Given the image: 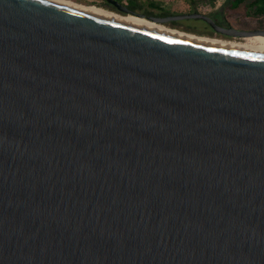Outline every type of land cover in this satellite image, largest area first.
<instances>
[{
    "label": "water",
    "instance_id": "95a60500",
    "mask_svg": "<svg viewBox=\"0 0 264 264\" xmlns=\"http://www.w3.org/2000/svg\"><path fill=\"white\" fill-rule=\"evenodd\" d=\"M0 264H264V54L0 0Z\"/></svg>",
    "mask_w": 264,
    "mask_h": 264
},
{
    "label": "rangeland",
    "instance_id": "374dc122",
    "mask_svg": "<svg viewBox=\"0 0 264 264\" xmlns=\"http://www.w3.org/2000/svg\"><path fill=\"white\" fill-rule=\"evenodd\" d=\"M67 1H72L74 3L81 5L101 7L104 10L114 12L119 15H124L122 13H118L106 7L100 6L97 2H95V0H67ZM136 1H138V3H143L142 4L143 7L142 8L138 7V9L135 10L136 12L144 13L145 10L158 12L159 11L158 8H154L151 5H149L150 2H154L155 4L157 5L159 4L161 7L167 10L175 11L177 13H187L194 9L201 13L211 14L223 22L230 23L233 26V28L264 30V15L252 14L251 11H249L248 7H246L245 5H241L238 8L234 9L231 7L233 6V2H234L233 0H196L195 2H192L191 0H135V1L129 0L131 4H135ZM157 24L187 32H189L188 31L189 29H194V31L200 33L202 31L203 32L205 31L202 25L203 24L202 21L196 19H186V21L180 20L176 24V26L173 25L172 22L157 23ZM203 36L222 39L226 41H233V42H245L246 40V39H227L221 36L207 35V34Z\"/></svg>",
    "mask_w": 264,
    "mask_h": 264
},
{
    "label": "bare ground",
    "instance_id": "6f19581e",
    "mask_svg": "<svg viewBox=\"0 0 264 264\" xmlns=\"http://www.w3.org/2000/svg\"><path fill=\"white\" fill-rule=\"evenodd\" d=\"M49 1H53L55 3H59L65 6L73 7V8H76V9H79L85 12H89L92 14H96L99 16H103L109 19L121 21V22L130 24V25H133V26H138V27L149 29V30L157 31L160 33L173 35V36L180 37L183 39H189V40H193V41H197V42H201L205 44L235 49V50L243 51V52L264 54V36L263 35L248 37L246 38L245 42L226 41L222 39L198 35V34L187 32V31H182V30L175 29V28L166 27L164 25H159L154 21L148 20L146 18L134 16V15H119L114 12L104 10L101 7L81 5V4H77V3H74L72 1H67V0H49Z\"/></svg>",
    "mask_w": 264,
    "mask_h": 264
},
{
    "label": "trees",
    "instance_id": "16d2710c",
    "mask_svg": "<svg viewBox=\"0 0 264 264\" xmlns=\"http://www.w3.org/2000/svg\"><path fill=\"white\" fill-rule=\"evenodd\" d=\"M135 1V0H134ZM192 2H195L196 0H191ZM233 6H231L232 8H238L241 5H245L246 7H248L249 11H251L252 14L254 15H264V0H233ZM143 3H138V1L135 2V4H129V6L133 9V10H137L138 7L142 8ZM145 4V3H144ZM149 5H151L154 8H158L159 11L155 12V11H151V10H145L146 13L149 14H154V15H172V14H177V12L175 11H171V10H167L163 7H161L159 4H155L154 2H150ZM157 5V6H155ZM179 21H176L173 23V25L176 26V24ZM189 32H194V33H198V35H206L205 33H200L197 31H194L192 29L188 30Z\"/></svg>",
    "mask_w": 264,
    "mask_h": 264
},
{
    "label": "flooded vegetation",
    "instance_id": "af4514ba",
    "mask_svg": "<svg viewBox=\"0 0 264 264\" xmlns=\"http://www.w3.org/2000/svg\"><path fill=\"white\" fill-rule=\"evenodd\" d=\"M117 1H119L122 4L126 5L128 8L132 9L129 6V4H130L129 0H117ZM95 2H97L100 6L106 7L108 9H111V10L116 11L118 13H122L115 6H113L111 3H109L107 0H95ZM192 11H197V10L193 9ZM192 11H189V12H192ZM144 13L146 15H154V14H149V13H146V12H144ZM122 14H124V13H122ZM207 15L210 16L215 21V23H217L218 25H221V26H224V27H233L230 23L223 22V21L219 20L217 17H215L214 15H211V14H207ZM160 16H166V15H160ZM196 20L202 21V23H203L202 25H203V28L205 29V31L204 32L202 31L201 33H205L207 35L221 36V37L227 38V39H246V38L233 37V36H228V35H225V34L218 33L207 22H205L203 20H200V19H196ZM178 21H180V20H178ZM174 22H176V21H172V23H174ZM236 29L250 30V29H244V28H236ZM192 30H194V29H192Z\"/></svg>",
    "mask_w": 264,
    "mask_h": 264
}]
</instances>
